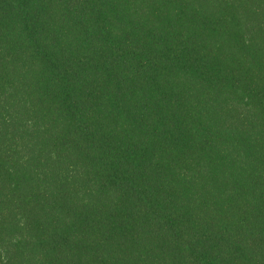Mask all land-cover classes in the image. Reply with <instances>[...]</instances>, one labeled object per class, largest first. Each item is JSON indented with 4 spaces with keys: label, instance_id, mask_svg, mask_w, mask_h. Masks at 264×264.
Returning <instances> with one entry per match:
<instances>
[{
    "label": "trees",
    "instance_id": "16d2710c",
    "mask_svg": "<svg viewBox=\"0 0 264 264\" xmlns=\"http://www.w3.org/2000/svg\"><path fill=\"white\" fill-rule=\"evenodd\" d=\"M0 264H264V0H0Z\"/></svg>",
    "mask_w": 264,
    "mask_h": 264
}]
</instances>
